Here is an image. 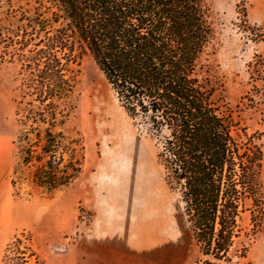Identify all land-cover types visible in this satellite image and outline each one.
Wrapping results in <instances>:
<instances>
[{
    "label": "trees",
    "instance_id": "16d2710c",
    "mask_svg": "<svg viewBox=\"0 0 264 264\" xmlns=\"http://www.w3.org/2000/svg\"><path fill=\"white\" fill-rule=\"evenodd\" d=\"M2 9L0 61L20 64L13 195L26 185L30 195L52 196L72 181L69 166L80 169L83 148L69 141L73 66L90 55L127 115L156 139L202 264H232L241 214L248 205L264 211L263 151L204 63L216 39L209 1L6 0ZM247 74L237 110L264 126L262 56ZM23 245L16 237L5 258L14 246L20 264H30Z\"/></svg>",
    "mask_w": 264,
    "mask_h": 264
},
{
    "label": "rangeland",
    "instance_id": "374dc122",
    "mask_svg": "<svg viewBox=\"0 0 264 264\" xmlns=\"http://www.w3.org/2000/svg\"><path fill=\"white\" fill-rule=\"evenodd\" d=\"M208 1L216 39L204 63L223 86L218 97L263 151L264 190V126L237 110L248 64L264 58V0ZM73 68L75 133L69 141L83 148L80 169L69 166L72 181L52 196L30 195L26 185L14 196L20 64L0 61V264H20L14 246L5 258L16 237L29 248L30 264H202L180 197L166 183L156 139L127 115L90 55ZM104 116L113 119L109 142L97 130ZM120 148L130 153L125 159ZM239 226L232 264H264V211L248 205Z\"/></svg>",
    "mask_w": 264,
    "mask_h": 264
},
{
    "label": "bare ground",
    "instance_id": "6f19581e",
    "mask_svg": "<svg viewBox=\"0 0 264 264\" xmlns=\"http://www.w3.org/2000/svg\"><path fill=\"white\" fill-rule=\"evenodd\" d=\"M101 109V108H100ZM104 109V108H103ZM93 115H95V114H93ZM94 118V117H93ZM109 118V119H108ZM94 121V120H93ZM112 121H113V119L111 118L110 119V117L109 116H104L103 118H101L99 121H98V127H97V130L99 131V133H101V136H104V137H106V140H107V142H109V135L111 134V131H110V128H112ZM121 136V135H120ZM105 140V141H106ZM120 140L123 142L124 141V139H123V137L121 136L120 137ZM108 144V143H107ZM121 149V148H120ZM121 152V156H122V158H124L125 159V154H128L129 153V151H126L125 149H121L120 151H119V153ZM130 154V153H129ZM128 169H130V168H128Z\"/></svg>",
    "mask_w": 264,
    "mask_h": 264
}]
</instances>
